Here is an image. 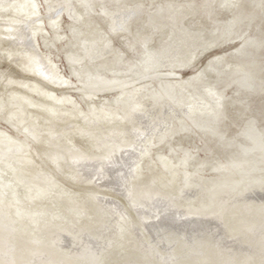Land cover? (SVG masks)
Wrapping results in <instances>:
<instances>
[{
	"label": "water",
	"instance_id": "95a60500",
	"mask_svg": "<svg viewBox=\"0 0 264 264\" xmlns=\"http://www.w3.org/2000/svg\"><path fill=\"white\" fill-rule=\"evenodd\" d=\"M0 264H264V0H0Z\"/></svg>",
	"mask_w": 264,
	"mask_h": 264
}]
</instances>
